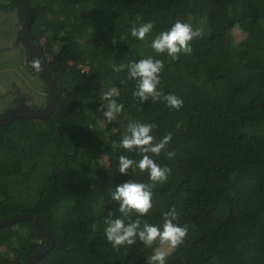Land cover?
I'll return each mask as SVG.
<instances>
[{"label":"trees","instance_id":"obj_1","mask_svg":"<svg viewBox=\"0 0 264 264\" xmlns=\"http://www.w3.org/2000/svg\"><path fill=\"white\" fill-rule=\"evenodd\" d=\"M25 1L57 97L46 118L19 116L0 127V217L31 213L53 235V246L33 264H147L152 248L139 240L113 248L104 235L107 211L119 215L111 191L129 179L149 182L147 173L118 171L120 155L139 159L119 147L135 122L155 123L157 141L172 133L166 150L175 157L153 156L171 174L154 186L144 219L161 224L175 206L178 223L191 227L165 264H264V0ZM0 9L15 10L20 25L17 1L0 0ZM137 16L154 22L145 40L131 36ZM177 19L203 36L191 42V55L172 62L151 41ZM148 56L164 61L160 87L183 100L179 110L140 104L135 81L121 84L129 62ZM112 65L124 67L115 72ZM26 66L41 79L40 109L45 80ZM113 86L124 110L106 124L97 111L100 91ZM43 242L30 219L0 227V264H22Z\"/></svg>","mask_w":264,"mask_h":264},{"label":"clouds","instance_id":"obj_2","mask_svg":"<svg viewBox=\"0 0 264 264\" xmlns=\"http://www.w3.org/2000/svg\"><path fill=\"white\" fill-rule=\"evenodd\" d=\"M154 22H143V17L137 16L136 23L131 28V36L145 40L153 30ZM201 28H193L191 23L177 19L170 28L160 31L151 41V48L157 55L167 54L172 62L180 59L181 55L189 56L193 53L191 42L201 38ZM32 67L40 70L38 60L32 61ZM124 66L112 65V70L120 72ZM165 67L164 61L153 56L130 61L127 65V81H135L133 97L140 104L151 101L152 104L163 103L167 107L179 110L183 107V100L174 93L165 94L161 86V73ZM118 87L102 88L100 91L101 103L97 108L106 124L111 123L124 110V104L118 102L120 97ZM155 123H129L119 141V147L126 152H133L139 159L127 155L118 157V171L130 176L147 173L149 182H138L129 179L116 186L111 191V200L118 204L119 215L114 210H108L103 223L104 235L113 248L128 246L129 248L139 240L143 246L152 248V254L147 257V264H165L170 251H174L185 244L191 225H180L179 213L175 206L162 214L161 224H152L144 217L153 208V188L157 183H163L171 174L168 166H161L153 156L165 152L168 159L175 157V151H167L172 140L169 132L158 141L152 135ZM135 213V218L133 214ZM93 231L96 224H92Z\"/></svg>","mask_w":264,"mask_h":264},{"label":"rangeland","instance_id":"obj_3","mask_svg":"<svg viewBox=\"0 0 264 264\" xmlns=\"http://www.w3.org/2000/svg\"><path fill=\"white\" fill-rule=\"evenodd\" d=\"M18 14L13 9H0V113L12 99L23 92L36 107L44 103L40 77L26 66V52L17 39ZM235 31V36H239ZM105 162L114 166L112 157L104 155Z\"/></svg>","mask_w":264,"mask_h":264},{"label":"water","instance_id":"obj_4","mask_svg":"<svg viewBox=\"0 0 264 264\" xmlns=\"http://www.w3.org/2000/svg\"><path fill=\"white\" fill-rule=\"evenodd\" d=\"M21 6L23 10V18L21 21L20 38L24 42L26 51V61L32 66L33 60H38L40 63V70H36L37 73L44 78L46 89L48 92V98L46 104L42 108H35L29 103L19 102L16 106L10 108L6 112L0 115V127L8 124L16 117L28 116L34 118H46L49 116L54 108V103L57 97V89L54 85L53 76L46 64L45 54L41 44L36 42L30 32V22L33 17V11L28 6L25 0H15ZM30 219L35 226L39 229L43 236L44 242L39 245L22 264H33V262L48 251L54 244V237L50 231L38 220V218L28 212H15L11 215H5L0 217V227L7 224H11L20 220Z\"/></svg>","mask_w":264,"mask_h":264},{"label":"flooded vegetation","instance_id":"obj_5","mask_svg":"<svg viewBox=\"0 0 264 264\" xmlns=\"http://www.w3.org/2000/svg\"><path fill=\"white\" fill-rule=\"evenodd\" d=\"M20 96H21V98H19V99H16V100H13V102L12 103H15V105L14 106H16L19 102H21V101H23V102H26V103H29L30 105H32V103L30 102V97L29 96H27L26 94H24L23 92H21L20 93ZM19 96V97H20ZM13 106V107H14ZM33 107H34V105H32ZM12 108V107H11ZM36 108V107H35ZM10 109V108H9Z\"/></svg>","mask_w":264,"mask_h":264}]
</instances>
